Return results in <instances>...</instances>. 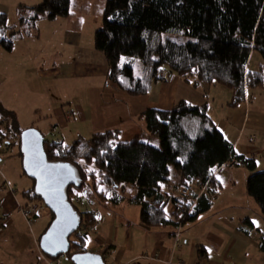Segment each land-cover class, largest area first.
<instances>
[{
    "label": "trees",
    "instance_id": "obj_1",
    "mask_svg": "<svg viewBox=\"0 0 264 264\" xmlns=\"http://www.w3.org/2000/svg\"><path fill=\"white\" fill-rule=\"evenodd\" d=\"M77 5L76 0L19 4L21 31L30 34L40 17L52 20L58 16L68 18L71 28L77 30L79 20L72 25L70 19L74 9H89L87 3L80 8ZM101 5L102 24L93 32V46L105 59L107 81L129 95L146 94L153 83L166 80L171 73L192 86L204 82L227 87L231 91L229 106L243 101L247 89L264 86L261 67L255 70L249 66L255 51L264 61V0H103ZM19 34L7 25V15L0 11V46L10 50L12 38ZM133 58L141 62L140 74L133 71ZM138 118L142 132L156 137L159 145L144 141L143 133L121 140L117 127L94 131L67 144L42 134L47 159L69 162L77 169L79 180L66 188L68 201L73 202L91 175L94 188L99 183L110 189L113 203L125 199L137 204L142 226L175 228L179 214L183 223L209 209L210 195L221 189L214 171L226 160L238 159L247 170L245 191L264 217V167L256 168L253 158L234 156L232 143L211 118L207 102L179 99L168 109L147 107ZM23 129L15 113L0 102V144L10 149L17 145L15 154L20 159L19 134ZM180 182L191 185L194 202L178 193ZM202 185L207 189L198 194ZM33 187L31 179V185L21 191L22 197L43 203ZM168 203L174 205L170 216L165 210ZM180 205L185 207L182 212L176 210ZM74 208L80 224L71 234L74 238H69L68 260L71 254L86 250V239L98 221L92 210ZM30 213L35 216L34 211ZM49 213L50 222L53 214ZM242 221L252 228L250 219ZM258 246L264 251V234Z\"/></svg>",
    "mask_w": 264,
    "mask_h": 264
},
{
    "label": "crops",
    "instance_id": "obj_2",
    "mask_svg": "<svg viewBox=\"0 0 264 264\" xmlns=\"http://www.w3.org/2000/svg\"><path fill=\"white\" fill-rule=\"evenodd\" d=\"M0 11L4 10L0 8ZM56 18L52 21H56ZM73 32L71 25L64 28L58 49L62 56L54 65L40 67V64H37L35 67L39 84L53 81L56 77L69 79L77 76L88 80L79 101L65 100L66 98L52 100L47 97L48 115L52 120L49 129L55 130L60 135L58 139L63 143H70L78 137L87 138L92 132L108 127L119 128V138L127 140L143 133V123L138 114L145 108L168 109L177 100L186 99L193 104L207 102L211 118L232 143L234 156L253 158L256 168L264 167V96L261 93H254L250 97L247 89L243 101L229 106L227 101L230 98V89L204 82L192 86L179 75L171 73L166 80L153 83L146 94L129 95L107 81V64L102 53L94 48L93 41L81 46V35H74ZM36 33L38 34V31L33 32ZM31 34L32 32L29 36ZM252 57L253 53L250 55V67ZM31 60H35V55H31ZM256 96H259L258 100L261 101H253ZM246 175V168L239 164L220 169L215 176L221 183V189L216 191V199L212 201L209 209L199 213L196 220L190 221L195 223L202 213L212 211L206 228L201 231H187L181 226L178 231V246H172V236L175 234L173 226L147 228V231L151 232L149 243L154 250L150 255L156 254L159 259L171 255L190 264L201 258L212 264H264V251L258 246L259 238L264 234V221L254 223L255 219L251 213L258 217L260 209L245 191ZM1 178L4 182L7 181L2 173ZM3 183L1 182L0 187ZM1 190L0 188V208L4 216L0 218V264H38L41 257L37 238L45 227L41 229L37 226L36 232L31 231L30 238L26 241L27 234L19 228V222L23 224L24 215L22 213V218L14 215L19 211L20 205L13 194L4 190L2 193ZM39 207L42 208L35 217L48 215L50 218L49 210L44 205ZM172 209L173 206L168 203L165 208L167 216L171 215ZM245 217L252 221V228L244 225L242 219ZM101 221H97V224L100 225ZM15 222L18 223L17 226ZM8 231H11L19 243H11ZM92 240L93 245L85 246L86 250L101 253L104 260L112 251H118L114 264H135L133 262L136 260L131 261L134 256H127L125 261H118L124 251L126 254L128 244H114L112 235L94 236ZM198 248L201 252H198ZM44 261L46 264H53V261L46 258ZM147 261L150 264H163L158 259Z\"/></svg>",
    "mask_w": 264,
    "mask_h": 264
},
{
    "label": "rangeland",
    "instance_id": "obj_3",
    "mask_svg": "<svg viewBox=\"0 0 264 264\" xmlns=\"http://www.w3.org/2000/svg\"><path fill=\"white\" fill-rule=\"evenodd\" d=\"M40 1L41 0H0V8L3 9L7 15V25H12L16 30L20 31L19 35L12 38V48L10 50H6L0 46V102L5 108L12 110L15 113L18 125L21 128L34 127L38 129L45 138L59 140L58 138L60 135L55 130L49 129V124L52 120L49 119L48 115L49 99H47V97H50L52 100L66 98L65 100L79 101V98L84 93L88 80L77 76L69 79L67 77H56L53 81L48 80L39 84L37 76H35L36 65L40 64V67L50 66L58 61L62 56V53L60 54L58 49L60 47L59 44L61 42L63 30L65 27L71 25V21L66 17L58 16L56 21L40 17L36 21V29L31 30V36H29L28 33H23L18 22V4L28 3L31 5ZM76 1L78 3V8L84 3H87L89 7L87 11L74 9V13L72 14L74 17L72 16L70 18L72 19V25H74L76 20H79V28L77 30L74 28L71 29L74 31V35H81L80 45L82 46L83 43H91L93 41L94 30L102 24L101 4L103 3V0ZM34 31H38V34H33ZM5 34L7 35V32H5ZM39 35L41 36L39 37ZM32 54L35 55V60H31ZM78 54L79 52L76 56H78ZM124 60L125 58L121 61L123 62ZM131 65L134 73H141L142 65L137 58H133ZM250 65L251 68L255 70L261 67L264 72V61L257 51L253 53ZM224 88L228 89L227 87ZM258 89H261V91H258ZM249 92V95H251L250 97H252L254 93H261L264 96V86L249 89ZM258 99L259 96H256L253 98V101H261V99ZM141 138L153 145H159L156 137L148 136L146 133H143ZM16 150L17 145L11 146L10 149V147L5 146V144H0V159L3 160V162L0 160V171L4 175L5 180H7L4 182L2 178L0 179V184L1 182H4L0 188L6 193L10 192L13 194L17 203H19L20 209H18L19 211L14 215L22 218L23 213V224L20 221L19 228L22 230L21 232L27 234V241L29 240L28 238H30L31 231L36 232L37 226L41 227V229L42 227H45L50 218L48 215L35 217L31 213L29 214V211H34L35 214H38L42 208L39 206L43 205V203H32L22 197L21 191L31 185V179L26 174H23L21 159L15 154ZM10 151L12 152L8 156V152ZM87 168L89 169L90 166H87ZM91 178V175L87 176L85 187L82 191H79L78 195L72 202L80 211L92 210L96 215L98 222L102 220L100 225L96 223L97 226L95 225L93 229L94 231L92 230L89 233L85 246L89 247L93 245L92 238L94 236L111 237L112 235L114 244H128L126 254L124 251L118 261H125L127 256H134L131 261H136L133 263L150 264V262L147 261L149 258L144 257L143 255H150L152 254L151 252L154 251L149 243L151 232L147 231L148 229L140 224L139 206L135 203H129L125 199L118 203H113L111 200L112 193H110V189L99 183H97L94 188ZM101 188L103 189L102 195L99 192ZM216 197L217 194L213 200H215ZM25 203H27V205H25ZM172 206L174 205L172 204ZM45 208L47 209L46 206ZM211 212L212 211H209L207 214L202 213L195 223L185 221L180 227H184L183 229L187 231H201L206 228L205 226L208 223ZM251 215L255 221H258V224L264 221V217L260 212L258 217L252 213ZM3 216L4 214L0 208V218ZM196 218L194 220H196ZM17 224L18 223L15 222V226H17ZM8 233L11 243L15 245V243L18 242V239L14 237L11 231H8ZM69 238L73 239L74 237L71 235ZM173 242H175V239H173L172 236V243ZM71 247L72 246H70V249ZM98 249L99 247L96 248V250ZM38 250L41 257L38 264H46L44 258L53 261L54 263V257L46 256L42 253L40 248ZM117 256L118 251H112L109 253V256L105 258V263L114 264V260L117 259ZM59 258H61L63 262L62 264L69 262V260L62 255H60ZM1 262L2 260H0V263Z\"/></svg>",
    "mask_w": 264,
    "mask_h": 264
},
{
    "label": "water",
    "instance_id": "obj_4",
    "mask_svg": "<svg viewBox=\"0 0 264 264\" xmlns=\"http://www.w3.org/2000/svg\"><path fill=\"white\" fill-rule=\"evenodd\" d=\"M19 141L22 170L34 181V192L53 214L39 238V248L48 257L65 255L71 246L69 236L80 224V215L66 195V188L79 180L77 169L69 162L48 160L43 135L34 127L24 128ZM37 161L48 166L46 173ZM69 260L72 264H106L102 254L92 250L75 252Z\"/></svg>",
    "mask_w": 264,
    "mask_h": 264
},
{
    "label": "built area",
    "instance_id": "obj_5",
    "mask_svg": "<svg viewBox=\"0 0 264 264\" xmlns=\"http://www.w3.org/2000/svg\"><path fill=\"white\" fill-rule=\"evenodd\" d=\"M59 140H60V139H59ZM235 164L242 165L243 163H242L240 160H238V159H228V160H226L225 162H223L222 165H221L218 169H216V170L214 171V176H216V174L220 171L221 168L230 167V166H233V165H235ZM206 189H207L206 185H202V186H200V189H199V191H198V194H201V193L205 192ZM191 190H192L191 185L188 184V183H186V182H180V183L178 184V186H177V191H178L179 194H181V195H183V196H186V197H189V198L194 202V201H195V198L192 197V195H191ZM215 196H216V194H215V193H212V194L210 195V198H211V199H214ZM47 209H48V208H47ZM173 209H174V206H173ZM173 209H172V210H173ZM176 210H177L178 212H182V211L185 210V207H183L182 205H180V206H178V208H176ZM29 214H30V211H29ZM176 220H177L178 225L175 227L176 230H175V232H174L175 234H174V236H173V239H175V242L172 243V246H173V247H174V246H178L179 243H180V241H179V239H178V231H179L180 225L182 224V221H181V215H180V214L178 215V217H177ZM171 254H172V253H171ZM62 256L65 257V255H62ZM143 256H144V257H148L149 259H158V260H160L163 264H190V263L184 261L183 259H180V258H173V257H171V255H170L169 257H165V258H162V259H159V258L156 256V254H153V255H151V256H150V255H146V254H144ZM53 264H62V260H61V258H59V256L54 257V263H53ZM192 264H212V263H210V262L207 261L206 259L201 258V259H198L195 263H192Z\"/></svg>",
    "mask_w": 264,
    "mask_h": 264
},
{
    "label": "snow or ice",
    "instance_id": "obj_6",
    "mask_svg": "<svg viewBox=\"0 0 264 264\" xmlns=\"http://www.w3.org/2000/svg\"><path fill=\"white\" fill-rule=\"evenodd\" d=\"M122 59H123V58H122ZM110 143H111V142H110ZM37 164H38V166L41 167L42 172H45V173H46V171H47V167H48V166H46V165H41L39 161H37ZM100 190L103 191L102 188H101ZM254 223H257V222L254 221ZM257 226H258V224H257ZM209 252H211V249H209Z\"/></svg>",
    "mask_w": 264,
    "mask_h": 264
},
{
    "label": "clouds",
    "instance_id": "obj_7",
    "mask_svg": "<svg viewBox=\"0 0 264 264\" xmlns=\"http://www.w3.org/2000/svg\"><path fill=\"white\" fill-rule=\"evenodd\" d=\"M43 205H45L44 203H43ZM46 206V205H45ZM47 207V206H46ZM48 208V207H47ZM60 256V255H59Z\"/></svg>",
    "mask_w": 264,
    "mask_h": 264
}]
</instances>
